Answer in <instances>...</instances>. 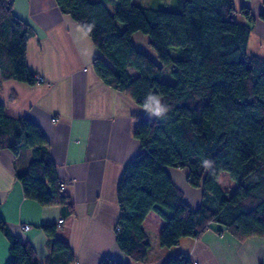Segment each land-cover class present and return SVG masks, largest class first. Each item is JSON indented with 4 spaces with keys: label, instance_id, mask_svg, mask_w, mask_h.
Returning <instances> with one entry per match:
<instances>
[{
    "label": "trees",
    "instance_id": "16d2710c",
    "mask_svg": "<svg viewBox=\"0 0 264 264\" xmlns=\"http://www.w3.org/2000/svg\"><path fill=\"white\" fill-rule=\"evenodd\" d=\"M55 1L100 51L93 67L104 84L128 94L146 110L150 95L167 107L163 116H134V137L141 149L118 182L116 240L131 261L104 257L100 264L146 260L151 244L144 220L150 212L164 221L162 247L198 239L214 225L239 241L264 237V59L248 54L251 27L237 20V15L251 20L249 5L176 0V9L170 10L139 6L134 0ZM109 4L115 5V13ZM13 8L12 0H0L1 78L35 85L37 76L27 59L34 31ZM260 18L264 21V11ZM136 33L148 37L155 59L137 48ZM168 66L173 82L164 80ZM4 147L16 156L25 149L33 152L27 170L18 176L27 198L74 213L44 131L27 117L8 116L0 99ZM170 168L186 169L190 185L202 190L197 208L173 182ZM222 172L236 184L232 193L218 181ZM44 229L55 237L57 225ZM0 232L10 242L9 264H39L34 248L17 238L1 215ZM72 260L68 243L53 239L48 264ZM165 264L193 261L177 254Z\"/></svg>",
    "mask_w": 264,
    "mask_h": 264
},
{
    "label": "crops",
    "instance_id": "0c3cea01",
    "mask_svg": "<svg viewBox=\"0 0 264 264\" xmlns=\"http://www.w3.org/2000/svg\"><path fill=\"white\" fill-rule=\"evenodd\" d=\"M12 1L14 13L34 31L28 41V66L44 82L2 80L0 73V99L8 116L27 117L44 131L74 213L27 198L18 176L27 170L33 152L25 149L16 156L4 147L0 148V215L17 238L34 248L39 264H48L55 238L68 243L73 254L69 264H100L104 257L131 261L116 240L117 187L125 165L141 149L134 137V116L152 118L153 114L102 82L93 67L100 51L55 0ZM235 4L251 8L252 18L246 19L251 27L248 48L252 39L264 46L262 0H235ZM139 38L140 44L133 37L137 48L155 59L148 37ZM130 72L136 75L134 69ZM168 172L188 204L197 208L202 190L190 185L188 171L170 168ZM25 225L31 228L25 230ZM47 225H57L55 237L44 229ZM163 226L157 214L147 215L144 229L151 247L144 262L132 264H165L177 254L198 264H264V237L239 241L214 225L198 239L185 238L167 248L159 240ZM10 259V242L0 232V264H9Z\"/></svg>",
    "mask_w": 264,
    "mask_h": 264
},
{
    "label": "rangeland",
    "instance_id": "374dc122",
    "mask_svg": "<svg viewBox=\"0 0 264 264\" xmlns=\"http://www.w3.org/2000/svg\"><path fill=\"white\" fill-rule=\"evenodd\" d=\"M134 3H136V5L139 6L155 7L158 9H170V10L176 9V0H134ZM108 7L112 13H115L116 7L114 4H109ZM237 20L241 22H246V18L242 15H237ZM120 27L124 29L125 25L123 23H120ZM142 35L143 34L141 33L134 35L135 41L137 43L139 41L138 44H140V40H142V38L139 37L145 36ZM144 48L148 49V46L145 45ZM248 54L249 55L260 54L264 56V46H261L257 40L252 39V41H250L249 44ZM164 80L166 82H173L170 66L164 68ZM218 181L228 193H232L235 190L236 184L231 179L230 175L227 174L226 172H222L220 174V176L218 177Z\"/></svg>",
    "mask_w": 264,
    "mask_h": 264
},
{
    "label": "clouds",
    "instance_id": "9594fccd",
    "mask_svg": "<svg viewBox=\"0 0 264 264\" xmlns=\"http://www.w3.org/2000/svg\"><path fill=\"white\" fill-rule=\"evenodd\" d=\"M149 100L151 104L148 106L149 111L155 116H163L166 111L167 107L160 103V100L156 96H149Z\"/></svg>",
    "mask_w": 264,
    "mask_h": 264
},
{
    "label": "built area",
    "instance_id": "2783aa9c",
    "mask_svg": "<svg viewBox=\"0 0 264 264\" xmlns=\"http://www.w3.org/2000/svg\"><path fill=\"white\" fill-rule=\"evenodd\" d=\"M37 82H38V83H42V82H44L43 77H41V76H37ZM53 120H54V121H57L56 118H54ZM62 222H63V220L60 221V224H61ZM30 228H31V226H29V225H25V226H24V229H25V230H29ZM193 264H198V262L193 261Z\"/></svg>",
    "mask_w": 264,
    "mask_h": 264
}]
</instances>
